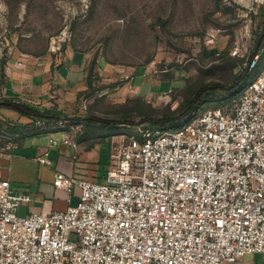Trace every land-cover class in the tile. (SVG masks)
<instances>
[{"label": "built area", "instance_id": "built-area-1", "mask_svg": "<svg viewBox=\"0 0 264 264\" xmlns=\"http://www.w3.org/2000/svg\"><path fill=\"white\" fill-rule=\"evenodd\" d=\"M244 70L252 78L222 106L177 128L138 126L103 180L58 172L57 188L80 189L66 210L20 216L30 194L0 178V264H236L250 253L264 260V39ZM34 124L53 135L51 145L78 148L74 132L83 124ZM21 135L0 128V150L18 147Z\"/></svg>", "mask_w": 264, "mask_h": 264}, {"label": "rangeland", "instance_id": "rangeland-1", "mask_svg": "<svg viewBox=\"0 0 264 264\" xmlns=\"http://www.w3.org/2000/svg\"><path fill=\"white\" fill-rule=\"evenodd\" d=\"M257 2L261 0H0V67L16 44L33 52L47 44L50 52L68 46L94 50L92 84L80 95L77 113L129 135L140 125L168 129L178 121L164 125L163 118L181 115L180 106L193 98L199 114L222 106L252 78L248 75L239 85L241 67L254 54L264 26L263 4ZM236 48L239 54L233 55ZM99 55L118 67H137L138 76L146 68L158 79L169 78L160 91L170 93L150 99L124 94L129 80H105L94 69ZM85 99L89 103L81 109ZM71 118L65 120L79 117Z\"/></svg>", "mask_w": 264, "mask_h": 264}, {"label": "crops", "instance_id": "crops-1", "mask_svg": "<svg viewBox=\"0 0 264 264\" xmlns=\"http://www.w3.org/2000/svg\"><path fill=\"white\" fill-rule=\"evenodd\" d=\"M48 49L49 44L45 50L33 52L16 44L0 67V87L5 93L4 100L0 101V128H14L22 134L18 147L0 150V178L9 179L14 192L30 194L31 201L18 209L20 216L43 211H63L76 204L80 189L74 187L68 191L57 188L54 185L56 174L63 172L76 177L103 180L113 156L129 134L118 132L114 126L95 122L90 120V116L77 113L80 95L91 86L89 72L94 50L69 46L63 52H50ZM99 56L94 69L105 80L113 82L121 77L129 80L122 88L124 94L150 99L170 93L160 91L162 81L169 78L158 79L146 68L145 73L138 76L137 67L134 70L118 67L103 62ZM17 98L38 103L27 106L50 116L62 114L57 119L46 118L48 120L79 117L83 127L74 132L78 148L64 142L51 145L53 135L40 131L34 124L36 118L20 111L19 106L13 103ZM55 136L61 135L55 133ZM39 156L46 157L51 163L41 164ZM236 264H264L263 255L246 254Z\"/></svg>", "mask_w": 264, "mask_h": 264}, {"label": "trees", "instance_id": "trees-1", "mask_svg": "<svg viewBox=\"0 0 264 264\" xmlns=\"http://www.w3.org/2000/svg\"><path fill=\"white\" fill-rule=\"evenodd\" d=\"M261 11H262V14H263V17H264V5L261 8ZM263 23H264V18H263ZM261 37H263V39H264V26H263L261 32L257 35V38H256L257 45H258L259 40H260ZM248 75H250V72H246V70H244L243 72H241V74L239 76V81H240L239 85H242L243 84L244 79ZM91 78H92V69H90V72H89V82H90V85L92 84ZM234 95H236V94H233L232 96H234ZM194 103H196V99L195 98H193L192 100H190L188 102V104H186V105L184 104V105L180 106V109H183L182 110V114L181 115H177L175 118H171V117H165V118H163L165 120V122H166V123H163V124L164 125H169L170 120L175 119L176 121H178L177 126H171L170 125V128H177V127L182 126L185 122L190 121L197 114L196 113L197 112V110H196L197 105H195ZM17 106H19L20 111L22 113H24L26 115H29V116H33L36 119H38V118H52V119H57L58 117H61L62 116V114H58V113L57 114H54V115H57V116H50V114H48L46 112H40V111L35 110V109H33V108H31V107H29L27 105H21L20 104V105H17ZM159 121H162V120H159ZM74 123H76V124H78V123L82 124L83 122H82V120L78 119V120H75ZM101 123H103V122H101ZM11 130L17 131L14 128H12Z\"/></svg>", "mask_w": 264, "mask_h": 264}, {"label": "water", "instance_id": "water-1", "mask_svg": "<svg viewBox=\"0 0 264 264\" xmlns=\"http://www.w3.org/2000/svg\"><path fill=\"white\" fill-rule=\"evenodd\" d=\"M262 40H263V37L260 38L259 43H258V45H257V49L260 47V45H261V43H262Z\"/></svg>", "mask_w": 264, "mask_h": 264}]
</instances>
